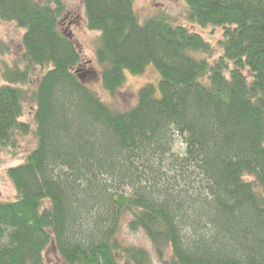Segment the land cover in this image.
<instances>
[{"label": "trees", "instance_id": "trees-1", "mask_svg": "<svg viewBox=\"0 0 264 264\" xmlns=\"http://www.w3.org/2000/svg\"><path fill=\"white\" fill-rule=\"evenodd\" d=\"M185 2L192 23L223 30L213 62L198 55L212 49L202 34L141 21L134 0H84L98 72L61 30L62 0H0L25 63L0 72V151L29 133L37 80V145L7 171L17 197L0 202V264H46L49 246L66 264H153L125 225L166 264H264V0ZM150 64L161 95L146 84L130 109L90 85L115 94Z\"/></svg>", "mask_w": 264, "mask_h": 264}, {"label": "rangeland", "instance_id": "rangeland-1", "mask_svg": "<svg viewBox=\"0 0 264 264\" xmlns=\"http://www.w3.org/2000/svg\"><path fill=\"white\" fill-rule=\"evenodd\" d=\"M62 1L65 6V12L61 18V30L76 41L85 60L91 61L94 68L99 72L102 67L98 62L97 49L100 46L101 32L89 29L84 0ZM134 7L141 21L151 16H165L175 23L183 24L202 34L210 43L212 49L209 54L199 53L198 55L208 58L209 62H213L223 54L221 45L223 30L221 28H216L215 30L211 28L203 29L192 23L189 20V9L185 0H134ZM23 34L24 30L15 23L5 22L0 19V72L5 66L13 67L17 64L22 68L24 67L25 63L22 60ZM160 79L159 70L154 64H150L143 74L136 75L126 71V82L115 94L105 90L99 78L91 81L90 85L109 106L117 110H127L137 104L138 92L146 84L155 85L157 96H160ZM32 82L28 95L23 99V116L20 119L28 123L30 131L27 134L18 132L14 145L0 151V202L16 199L17 190L7 171L10 167L23 163L27 159L28 154L37 145L34 119L36 104L31 98L32 91L36 89V75H33ZM24 87L26 88V86ZM178 147H180V144ZM245 177L248 180H253L250 175ZM122 232L128 243L149 251L153 264H166L158 257L150 238L143 230L131 231L125 225ZM45 263L66 264L54 246H49L45 251Z\"/></svg>", "mask_w": 264, "mask_h": 264}, {"label": "water", "instance_id": "water-1", "mask_svg": "<svg viewBox=\"0 0 264 264\" xmlns=\"http://www.w3.org/2000/svg\"><path fill=\"white\" fill-rule=\"evenodd\" d=\"M57 264H59V263H57Z\"/></svg>", "mask_w": 264, "mask_h": 264}]
</instances>
